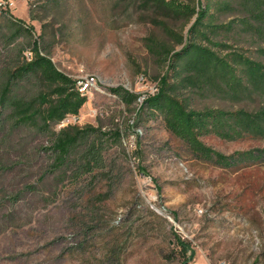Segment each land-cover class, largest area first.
<instances>
[{
  "label": "rangeland",
  "instance_id": "rangeland-1",
  "mask_svg": "<svg viewBox=\"0 0 264 264\" xmlns=\"http://www.w3.org/2000/svg\"><path fill=\"white\" fill-rule=\"evenodd\" d=\"M176 1L190 12L0 0V264H179V237L190 264H264V0ZM37 53L71 88L42 67L14 73ZM64 86L83 103L59 115ZM163 89L230 165L146 107ZM64 133L82 135L62 161Z\"/></svg>",
  "mask_w": 264,
  "mask_h": 264
},
{
  "label": "trees",
  "instance_id": "trees-1",
  "mask_svg": "<svg viewBox=\"0 0 264 264\" xmlns=\"http://www.w3.org/2000/svg\"><path fill=\"white\" fill-rule=\"evenodd\" d=\"M164 2L167 5H171L174 8H180L183 9L186 12H190L191 8L186 5L184 2H180V1H176V0H164ZM198 2L201 4L203 2V0H198ZM155 9V7L153 8ZM204 10H201L198 13L197 19H196V24H199L203 18H204ZM195 25L193 27H195ZM192 45H190V43L184 47V51L185 52L187 49H189V47H191ZM191 49V48H190ZM180 52V53H183ZM180 53H178V55H180ZM208 53V52H207ZM209 54V53H208ZM175 62V61H174ZM174 62L173 65H174ZM220 64V62H219ZM251 64H253V62H251ZM34 67H42L43 73L46 77L47 80L53 82V83H57L60 85H67L70 86V84H74V79H72L71 77H69L68 75H66L64 72L60 71L54 64L53 62L46 56L37 53V57L34 61L24 64L22 66H18L14 73L15 74H22V73H26L29 70H32V68ZM229 70V68H226ZM264 69V68H262ZM64 86L61 88H56L54 89V91L52 92H62L63 93V97L61 98L60 102H58L54 108L56 110H58V114L59 115H63V111L68 112V111H72V112H76L78 110V108L80 107V105L83 103V97H81L80 93L77 91H74L73 89L71 90V86L70 88ZM166 86H168V84H166ZM113 92H121V89L119 88H112L111 89ZM128 91H125V94H128ZM44 97L45 100L49 99V94L48 93H44L42 98ZM161 100H164L163 102ZM172 98H170V95L168 93H166V91L163 89L161 95L159 96H153L150 97L146 100V107L148 105L156 107L158 110H165L166 113H168V119H170V115L171 118L174 122V124L179 128L180 130V134L181 136L188 142V144L190 145V147H192L194 149V151L200 153L203 157L206 158H211V159H215L217 162L223 164V165H230L234 160V156H236V153H232L230 155L224 154L218 150H215L209 146H207L201 139L200 137L197 135L196 133V127L198 126V121L195 119L194 114L193 113H180V111L183 109H180L176 114L172 111ZM178 109V107H177ZM184 111V110H183ZM82 135V134H81ZM81 135H74V136H69L67 134H63L61 138H58V143L56 144L55 149L61 150V154L57 157H62V161L65 160L67 154L68 156L71 155V149L74 147V145L76 144V142L79 140V138H81ZM115 135L120 138V133H118V131L115 132ZM248 152V151H247ZM63 154H65L66 156H64L63 158ZM240 154V153H239ZM85 155H91L93 156V158L95 159V161L97 159H100V155H99V150L98 147L97 148H93L92 150L87 151V153H85ZM95 165V164H94ZM87 167L89 168V170L93 169V163L92 164H88ZM178 244L181 246V251L182 253H184L182 261H180L179 264H190V260H191V255H188L187 252L190 251V246L188 244L187 241H184L183 239H181L179 237L178 239Z\"/></svg>",
  "mask_w": 264,
  "mask_h": 264
},
{
  "label": "built area",
  "instance_id": "built-area-1",
  "mask_svg": "<svg viewBox=\"0 0 264 264\" xmlns=\"http://www.w3.org/2000/svg\"><path fill=\"white\" fill-rule=\"evenodd\" d=\"M89 83H90V81L86 82V84H85V86L83 88H86Z\"/></svg>",
  "mask_w": 264,
  "mask_h": 264
}]
</instances>
